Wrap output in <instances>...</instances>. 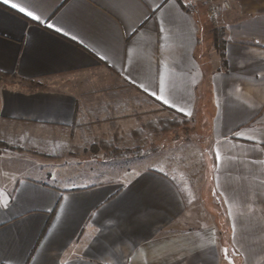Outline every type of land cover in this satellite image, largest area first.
I'll use <instances>...</instances> for the list:
<instances>
[{
	"label": "crops",
	"instance_id": "0c3cea01",
	"mask_svg": "<svg viewBox=\"0 0 264 264\" xmlns=\"http://www.w3.org/2000/svg\"><path fill=\"white\" fill-rule=\"evenodd\" d=\"M228 2L214 24L203 0H0V264H264V0ZM131 92L206 120L219 213L178 153L49 171L76 139L125 155Z\"/></svg>",
	"mask_w": 264,
	"mask_h": 264
},
{
	"label": "rangeland",
	"instance_id": "374dc122",
	"mask_svg": "<svg viewBox=\"0 0 264 264\" xmlns=\"http://www.w3.org/2000/svg\"><path fill=\"white\" fill-rule=\"evenodd\" d=\"M203 36L204 34L201 35L202 39ZM204 45L206 47L207 43L204 42ZM212 55L211 53V56ZM83 85L84 82L81 80V87H83ZM110 89L111 88H107V90ZM125 90H127L126 87ZM126 99L127 97H125V100ZM128 100L130 105L129 117L131 119L129 127L131 130L125 134V146L122 145L125 147V155L121 153L122 147L120 142L116 143V141H110V143L104 146L97 143V145L95 144L96 148L93 149L92 146H89L92 141L91 138H83L81 143L76 139L77 143L72 147L75 153H72V155L78 158L77 165L70 166L68 169H63L60 165L57 166L58 163L56 161L51 159L49 161L51 162L50 164L55 163V165H50L49 171L53 173V175L61 176L63 174L73 175L87 172L91 167L96 169L114 167L117 169L119 167L124 168L125 165L141 162L143 158L148 157L147 163H151L157 167V161L152 160L153 157H172L171 155L178 153L177 156H185L186 158L185 161L179 160L178 162L181 168V176L184 181L188 183V190L192 192L190 194H192V198L196 203L195 209L201 208L202 204V206L207 205L208 209L211 208L210 210H213L212 212L214 214L219 213L222 209V204L218 202L220 200L213 195L209 176L206 175L208 164L212 167V161L206 159V150L211 147L210 142L212 140L206 120H197L194 118L192 121L188 120V122H185L184 117L174 115L166 109H157L154 104L150 103L146 98L142 97V95H135L133 92L128 96ZM138 127V136L136 137L132 134V129ZM0 143L3 148H14L8 141H1ZM18 147L19 146H17V148ZM24 147L19 148H23V150L30 149ZM30 151L38 150L31 148ZM52 152L55 151L47 153H51L49 155L53 154L52 158H55L67 151H59L57 154ZM115 152H118V154H115ZM36 153L44 156L48 155L46 152L42 151ZM184 195L188 201L189 193H184ZM239 260L238 257L234 256L230 261L227 260L226 263L241 264Z\"/></svg>",
	"mask_w": 264,
	"mask_h": 264
},
{
	"label": "built area",
	"instance_id": "2783aa9c",
	"mask_svg": "<svg viewBox=\"0 0 264 264\" xmlns=\"http://www.w3.org/2000/svg\"><path fill=\"white\" fill-rule=\"evenodd\" d=\"M203 2L207 7L208 16L214 24L218 23L221 9L230 8L228 0H203Z\"/></svg>",
	"mask_w": 264,
	"mask_h": 264
},
{
	"label": "trees",
	"instance_id": "16d2710c",
	"mask_svg": "<svg viewBox=\"0 0 264 264\" xmlns=\"http://www.w3.org/2000/svg\"><path fill=\"white\" fill-rule=\"evenodd\" d=\"M179 4H181L183 7L187 8V5H190L189 0H176ZM224 40V34H220V35H216L215 34V47L217 48V50L221 53H223V48L222 44H220L219 42ZM6 75L2 72H0V79L5 78ZM32 84H35V82H33ZM175 121V120H173Z\"/></svg>",
	"mask_w": 264,
	"mask_h": 264
},
{
	"label": "snow or ice",
	"instance_id": "6c2138e0",
	"mask_svg": "<svg viewBox=\"0 0 264 264\" xmlns=\"http://www.w3.org/2000/svg\"><path fill=\"white\" fill-rule=\"evenodd\" d=\"M21 10L23 11V9H21ZM28 15H32V13H31V12H29V13H28ZM165 103H167V101H165Z\"/></svg>",
	"mask_w": 264,
	"mask_h": 264
}]
</instances>
